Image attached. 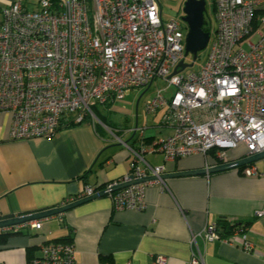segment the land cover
I'll return each instance as SVG.
<instances>
[{
  "label": "built area",
  "instance_id": "obj_1",
  "mask_svg": "<svg viewBox=\"0 0 264 264\" xmlns=\"http://www.w3.org/2000/svg\"><path fill=\"white\" fill-rule=\"evenodd\" d=\"M162 3L14 0L2 8L0 111L12 117L13 140L53 137L61 127L81 123L88 114L98 120L93 110L97 103L122 100L131 89L150 87L160 78L166 83L145 101V111L151 115L164 109L162 123L171 134L146 143V127L133 129L139 141L136 147L126 144L131 171L115 183L130 181L131 175L157 179L120 189L112 195L116 209H143L146 187L164 182L165 165H153L148 154L172 161L194 154L207 157L213 150L217 165L233 160L231 154L240 147L246 156L264 152V0H215L214 37L211 32L209 53L199 69L181 68L182 61L193 59L186 55L188 26L181 16L166 19ZM245 41L248 49L243 47ZM241 173L262 175L256 163ZM99 191L86 186L68 203ZM45 220L3 230L40 229ZM237 228L229 235L233 239L215 224L194 234L192 264H203L198 237L230 240L252 250L244 229ZM241 233L242 241H236ZM41 250L36 263H77L73 242H48ZM152 264H167V257L156 255Z\"/></svg>",
  "mask_w": 264,
  "mask_h": 264
},
{
  "label": "crops",
  "instance_id": "obj_2",
  "mask_svg": "<svg viewBox=\"0 0 264 264\" xmlns=\"http://www.w3.org/2000/svg\"><path fill=\"white\" fill-rule=\"evenodd\" d=\"M12 1L0 0V25L1 10ZM184 1H177V16L183 15ZM116 104L110 108L114 112L121 110ZM126 111L122 123L111 119L123 141L100 120V129L85 122L62 128L53 137L13 140L12 117L0 111V219L61 207L86 186L108 188L123 179L132 161L126 144L136 141L139 134L133 129L140 127L138 116L133 120L132 112ZM152 116L153 123L145 126L148 136L171 134L160 125L159 114ZM146 157L153 165L164 164V173L213 165L202 154L172 161L160 154ZM257 166L262 175L231 169L163 179L146 187L143 209H116L112 195L118 190L40 218H48L40 229L26 226L0 235V264H41L35 259L41 258L42 245L48 242L75 243L76 264H152L156 255L166 256L167 264H192L193 235L221 218L246 223L244 233L253 248L247 251L230 240L198 237L203 264H264V214L259 215L264 210V164ZM244 233L236 241H242Z\"/></svg>",
  "mask_w": 264,
  "mask_h": 264
},
{
  "label": "water",
  "instance_id": "obj_3",
  "mask_svg": "<svg viewBox=\"0 0 264 264\" xmlns=\"http://www.w3.org/2000/svg\"><path fill=\"white\" fill-rule=\"evenodd\" d=\"M207 10L206 0H185L183 3V17L182 20L187 24L188 31L186 35V55L191 54L193 59L198 58V53L208 46L210 40V32L204 30L205 25V13ZM193 64H188L184 61L180 63L181 68H186ZM264 159V152L246 156L240 159L232 160L229 162L205 166L198 169H188L181 170L177 172L163 173L161 174L162 179H168L170 177H180V176H192V175H202V174H213L226 170L237 169L241 166H245L251 163H256L257 161ZM157 179L155 175H147L141 178H134L133 175L130 176V181L114 183L110 187L96 192L92 195L86 196L84 198L78 199L74 202L66 204L61 207H53L51 209L41 210L35 213L8 217L0 219V228L24 223L29 220L40 219L50 215H55L61 212H65L71 208H74L82 203L88 202L100 196L108 195L109 193L118 191L122 188L130 186L139 182H147Z\"/></svg>",
  "mask_w": 264,
  "mask_h": 264
},
{
  "label": "rangeland",
  "instance_id": "obj_4",
  "mask_svg": "<svg viewBox=\"0 0 264 264\" xmlns=\"http://www.w3.org/2000/svg\"><path fill=\"white\" fill-rule=\"evenodd\" d=\"M178 0H163L162 3V8L164 12V17L166 19L169 18H174L177 16L178 12L176 10V4ZM207 1V10H206V19L208 21H211V28H212V33L211 36L212 38L214 37V28H215V20H214V12H213V0H206ZM186 25V24H185ZM264 30V27H263ZM243 47L245 49H248L249 46L247 42L245 41L243 44ZM209 53V47L207 46L205 49L201 50L198 53V58L196 59L195 62H193V59H188V64H193L190 65L191 69H199L201 65L206 61L207 55ZM193 58V57H192ZM166 83L160 78L157 79L150 87L145 86V87H136L131 89L127 94L124 96L122 100L117 101L116 106L121 108L120 111L114 112L113 110H108L105 107L107 105L97 103L93 106V108L96 109L97 112H100L101 114L106 113L110 119H113L115 123H122L123 120L125 119V114L128 113L126 110H130L132 112V116L130 118L133 120L136 119L138 120V124L140 127L149 125L150 123H153V116L152 115H147L145 111V101L152 97L156 91L159 88L165 87ZM94 109V110H95ZM127 112V113H125ZM149 116V117H148ZM148 119V120H147ZM111 132V130H110ZM167 130L165 131V133ZM123 138H126L127 135L124 134L122 135ZM241 149V147H240ZM257 164L263 165L264 164V159H261L257 161Z\"/></svg>",
  "mask_w": 264,
  "mask_h": 264
},
{
  "label": "trees",
  "instance_id": "obj_5",
  "mask_svg": "<svg viewBox=\"0 0 264 264\" xmlns=\"http://www.w3.org/2000/svg\"><path fill=\"white\" fill-rule=\"evenodd\" d=\"M259 11H263V9H260ZM213 12H215V0H213ZM1 13H2V10H1ZM203 28H204V30H206V31H208L210 33L212 31L211 21H208L206 19V13H205V25H204ZM116 102L117 101H114V102L113 101H107L106 103H100V104L107 105V107H105V108L108 109V110H110V108L113 107V105H115ZM94 109L95 108H93V110ZM163 111H164V109H159L154 114H151V115H158L159 114V116H160V121L159 122H160V125H162V126H164L163 123H162L163 122L162 121ZM94 112H95L96 116L98 117V120H94V118L90 114H88L87 116H85L84 120L81 123H76L74 121H71L70 123L66 124L63 128L72 127V126H75V125H81V124H83L85 122L86 123L87 122H91V123H95L96 126L98 125L97 128L100 129V125L102 127V123H103L104 125H106L109 128L108 130H111V133H113V134H115V136H117L118 135V130H117L118 128H117V126L114 123H112V120L110 119V117L106 113L101 114L100 112H97L96 109L94 110ZM99 120L102 123L99 122ZM61 129H62V127L59 129V131ZM146 133L144 134L143 139H145V142L146 143H152V141L156 137L155 136H148ZM138 141H139V136L136 137V141H135V138H134V142L132 144H130V145L136 147L137 144H138ZM150 155H154V154H150ZM231 156H232L233 159L243 158L244 156H246V151H245L244 148H241L238 151H235L233 154H231ZM206 159H207V161L208 160H212L213 163L219 162V160L215 157L213 150L212 151H209V156H207ZM256 164H257V162H256ZM245 166L239 167L238 170L242 171ZM130 171H131V169H130ZM106 187H107L106 185H100L98 187L96 186L95 188L97 190H99V189H103V188H106ZM239 225H240V227H242L243 229H245V227H246L247 224L246 223H243V222H233V221L227 220L226 218H221L219 220V222H217V228L222 231L221 232L222 234H227V233L232 232ZM11 233L12 232L9 233L8 231H5V232L3 231V232L0 233V235L5 236V235L11 234Z\"/></svg>",
  "mask_w": 264,
  "mask_h": 264
},
{
  "label": "clouds",
  "instance_id": "obj_6",
  "mask_svg": "<svg viewBox=\"0 0 264 264\" xmlns=\"http://www.w3.org/2000/svg\"><path fill=\"white\" fill-rule=\"evenodd\" d=\"M183 15H184V13H183ZM183 15L181 16V17H183ZM244 157H246V156H244ZM240 159V158H239ZM233 160H236V159H233ZM232 161V160H231ZM252 164V163H251ZM249 165V164H248ZM247 166V165H246ZM238 169V168H237Z\"/></svg>",
  "mask_w": 264,
  "mask_h": 264
}]
</instances>
